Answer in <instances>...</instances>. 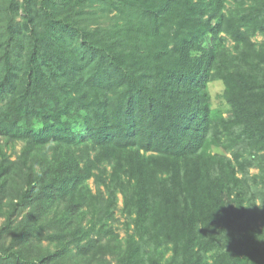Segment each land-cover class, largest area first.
Returning <instances> with one entry per match:
<instances>
[{
    "label": "trees",
    "instance_id": "trees-1",
    "mask_svg": "<svg viewBox=\"0 0 264 264\" xmlns=\"http://www.w3.org/2000/svg\"><path fill=\"white\" fill-rule=\"evenodd\" d=\"M96 6L108 27H90ZM4 13L0 137L23 145L15 160L0 145V264H66L71 245L105 264H264V0H4ZM39 234L57 249H36Z\"/></svg>",
    "mask_w": 264,
    "mask_h": 264
},
{
    "label": "rangeland",
    "instance_id": "rangeland-1",
    "mask_svg": "<svg viewBox=\"0 0 264 264\" xmlns=\"http://www.w3.org/2000/svg\"><path fill=\"white\" fill-rule=\"evenodd\" d=\"M20 1H23V0H20ZM95 8H98V6L88 8L91 11H93V10L96 11V13L90 14L87 17L90 27L95 28L99 25L108 27L111 24V19L108 16L103 14L102 9L98 8V10H97ZM21 19H22V15L20 14V16L18 17V20L21 21ZM4 23H5L4 0H0V24H4ZM257 39L262 40V36L258 35ZM223 88H224V85L221 81H215L211 84V92H212V96H213L214 105L226 109L228 107V105L225 103V101L222 97ZM0 145H3L4 151L7 153V155L11 159L15 160L19 156V153L22 149L23 143H21V142H6L2 137H0ZM206 152H207V154L211 153V149L207 148ZM258 171H259L258 168H252L253 173H257ZM89 184L91 185L93 190L96 191V186H95V182H94L93 178L89 180ZM12 197H13V190L10 192V194L8 196V201ZM122 207H123V202H122V197L120 196L119 207L115 211V214H116L115 218L116 219L112 222V227H113L115 233H117L119 235V238L118 239L117 238H115V239L111 238L112 244L110 246H112V249H113L112 251H115L116 248L121 249L123 247L124 240H125V237L127 235L126 234V225H125L126 224V218L121 211ZM9 208H10V206H7L5 209L8 210ZM25 212H26V210L20 212L15 217L16 221L21 220V218L23 217ZM5 218H6V216H3L1 218L0 227L3 225ZM86 223H87V221L85 220L84 224H86ZM45 234L46 233H44V235ZM44 235L39 234L40 238L36 237V238L32 239L33 245L35 246V248L39 249V250H43V251H46V250L53 251V250L57 249V247H58L57 242L47 239L46 237H44ZM10 240H11V235L7 234L4 238V241L8 243ZM105 241H107V239H103L102 243H104ZM71 249H72V252L70 253V257L66 260V264H105L106 263L105 259L97 258L94 260H89L88 258H83L82 256H80L78 254V250L74 245H71ZM105 257L108 261H112V264L115 263L113 254H107Z\"/></svg>",
    "mask_w": 264,
    "mask_h": 264
}]
</instances>
